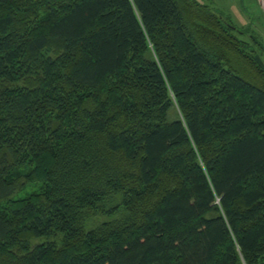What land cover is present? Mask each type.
<instances>
[{
	"label": "trees",
	"instance_id": "1",
	"mask_svg": "<svg viewBox=\"0 0 264 264\" xmlns=\"http://www.w3.org/2000/svg\"><path fill=\"white\" fill-rule=\"evenodd\" d=\"M242 34L198 0H0V264H264Z\"/></svg>",
	"mask_w": 264,
	"mask_h": 264
},
{
	"label": "rangeland",
	"instance_id": "2",
	"mask_svg": "<svg viewBox=\"0 0 264 264\" xmlns=\"http://www.w3.org/2000/svg\"><path fill=\"white\" fill-rule=\"evenodd\" d=\"M201 3L210 6L227 17L233 25L241 29L244 34L240 37L245 40H251L252 37H258L264 43V13L259 4V0H198ZM41 183L28 184L24 189L13 194L14 198L27 196L34 190L40 188ZM117 201L112 202L109 207ZM4 201H0V206ZM108 207V208H109ZM127 211L121 206V209L113 214L97 213L91 216L86 222V229L90 230L98 227L104 222H113L123 219Z\"/></svg>",
	"mask_w": 264,
	"mask_h": 264
},
{
	"label": "water",
	"instance_id": "3",
	"mask_svg": "<svg viewBox=\"0 0 264 264\" xmlns=\"http://www.w3.org/2000/svg\"><path fill=\"white\" fill-rule=\"evenodd\" d=\"M259 4L263 10V13H264V0H259Z\"/></svg>",
	"mask_w": 264,
	"mask_h": 264
}]
</instances>
